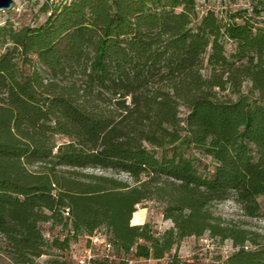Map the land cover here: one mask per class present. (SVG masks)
<instances>
[{
    "label": "trees",
    "instance_id": "1",
    "mask_svg": "<svg viewBox=\"0 0 264 264\" xmlns=\"http://www.w3.org/2000/svg\"><path fill=\"white\" fill-rule=\"evenodd\" d=\"M41 11L38 27L0 24V264H68L101 229L113 258L92 264H186L179 246L207 232L235 247L218 264H264L261 235L212 212L231 199L264 215V1L228 17H200L197 0ZM154 199L173 224L161 234L131 224ZM44 224L64 237L47 239Z\"/></svg>",
    "mask_w": 264,
    "mask_h": 264
},
{
    "label": "rangeland",
    "instance_id": "2",
    "mask_svg": "<svg viewBox=\"0 0 264 264\" xmlns=\"http://www.w3.org/2000/svg\"><path fill=\"white\" fill-rule=\"evenodd\" d=\"M49 1L51 4H60L66 0H15L12 9L9 11H0V24H4L6 21H11L15 27H38L42 25L47 15L41 11L42 5ZM256 0H197V11L201 17L208 11H214L218 15L228 17L230 13L237 11L248 10L252 11V7ZM264 16V13H263ZM261 21V19H258ZM5 48L0 46V55L4 52ZM235 50V44L229 42L227 44V52L231 54ZM185 112V110H183ZM202 163L209 168L214 167V162L210 157L200 154L196 150L191 151ZM88 173L103 174L107 176L117 177L123 181L132 183V180L126 174L117 175L112 171L103 172L99 170H88ZM259 201L264 205V197ZM165 206L158 200L154 199L147 201L142 205L137 206V212L133 215V223H150L155 233L161 234L165 230L172 227V222L166 220L163 216ZM212 212L221 217L228 224L238 225L242 228L254 231L261 235V241H264V215L258 218H249L243 215L239 206L231 199L217 204ZM143 223V224H144ZM43 231L47 239L53 240L54 238H63L65 232L60 227H53L51 224H44ZM101 233H105V229L99 230ZM90 247L87 238H81L79 242L73 243L71 251L67 252L66 258L68 264H78L81 257L84 256L86 249ZM235 251V247L231 240L221 241L217 238H212L209 232L205 233L202 237L197 238L195 236L187 237L183 240L179 246L177 253L179 257L186 264H218L221 260L227 258ZM105 253L103 247L96 248L97 255H103ZM116 258L119 255L114 253ZM47 259L43 257L42 261ZM131 264H168V258L155 261V260H134L130 258Z\"/></svg>",
    "mask_w": 264,
    "mask_h": 264
},
{
    "label": "built area",
    "instance_id": "3",
    "mask_svg": "<svg viewBox=\"0 0 264 264\" xmlns=\"http://www.w3.org/2000/svg\"><path fill=\"white\" fill-rule=\"evenodd\" d=\"M264 1V0H262ZM65 216H69V211L66 210ZM92 247L88 248L84 252V256L81 257L78 261V264H92V260L95 259L96 255V248L103 247L104 250L108 255L107 258H113L112 256H109V253L112 252V246L111 244L107 241L105 235L101 232L95 233L92 237L89 238Z\"/></svg>",
    "mask_w": 264,
    "mask_h": 264
},
{
    "label": "water",
    "instance_id": "4",
    "mask_svg": "<svg viewBox=\"0 0 264 264\" xmlns=\"http://www.w3.org/2000/svg\"><path fill=\"white\" fill-rule=\"evenodd\" d=\"M15 0H0V11H9L12 9Z\"/></svg>",
    "mask_w": 264,
    "mask_h": 264
},
{
    "label": "crops",
    "instance_id": "5",
    "mask_svg": "<svg viewBox=\"0 0 264 264\" xmlns=\"http://www.w3.org/2000/svg\"><path fill=\"white\" fill-rule=\"evenodd\" d=\"M144 219H145V215H144L143 221H141V222H139V223H133V221H131V224H132V225H139V224H143V223H144Z\"/></svg>",
    "mask_w": 264,
    "mask_h": 264
}]
</instances>
